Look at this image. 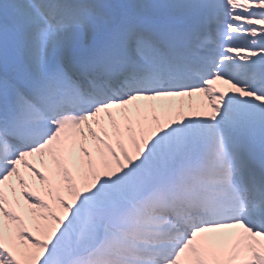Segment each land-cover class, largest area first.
Here are the masks:
<instances>
[{
    "label": "snow or ice",
    "instance_id": "6c2138e0",
    "mask_svg": "<svg viewBox=\"0 0 264 264\" xmlns=\"http://www.w3.org/2000/svg\"><path fill=\"white\" fill-rule=\"evenodd\" d=\"M0 264H264V0H0Z\"/></svg>",
    "mask_w": 264,
    "mask_h": 264
}]
</instances>
